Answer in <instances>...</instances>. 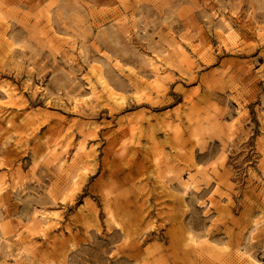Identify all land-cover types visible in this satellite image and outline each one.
Masks as SVG:
<instances>
[{"label":"rangeland","instance_id":"rangeland-1","mask_svg":"<svg viewBox=\"0 0 264 264\" xmlns=\"http://www.w3.org/2000/svg\"><path fill=\"white\" fill-rule=\"evenodd\" d=\"M0 187V264H264V0H0Z\"/></svg>","mask_w":264,"mask_h":264},{"label":"bare ground","instance_id":"bare-ground-1","mask_svg":"<svg viewBox=\"0 0 264 264\" xmlns=\"http://www.w3.org/2000/svg\"><path fill=\"white\" fill-rule=\"evenodd\" d=\"M52 151L54 150V148H50ZM181 185H183V186H186V184H184V183H182L181 182ZM2 193V188L0 187V194ZM39 220H40V225L43 227V226H45L47 223H48V218H47V216H45V215H43V214H40V216H39ZM38 222V221H37ZM35 223V222H34ZM112 223H113V225H114V227H116V228H120V230L122 229L121 228V226H120V224L117 222V221H112ZM31 225V224H30ZM35 225V224H34ZM39 225V224H38ZM37 225V226H38ZM40 226V227H41ZM41 231H43V233H44V230L42 229ZM6 242V241H5ZM246 261H247V263L248 264H256V262L255 261H253L251 258H247L246 257Z\"/></svg>","mask_w":264,"mask_h":264}]
</instances>
